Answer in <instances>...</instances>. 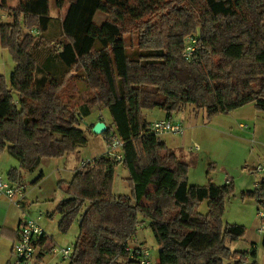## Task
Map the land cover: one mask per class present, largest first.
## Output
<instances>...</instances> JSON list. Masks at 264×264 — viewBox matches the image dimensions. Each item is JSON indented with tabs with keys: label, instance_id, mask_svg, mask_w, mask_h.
Segmentation results:
<instances>
[{
	"label": "trees",
	"instance_id": "trees-1",
	"mask_svg": "<svg viewBox=\"0 0 264 264\" xmlns=\"http://www.w3.org/2000/svg\"><path fill=\"white\" fill-rule=\"evenodd\" d=\"M66 1L60 18L50 14L49 0H18L14 7L0 0V14L10 17L0 22V43L15 63L9 82L0 75V155L6 151L19 164L9 179L17 181L20 170H37L42 159L85 146L88 138L79 126L91 131L93 124L83 118L105 108L123 158L103 154L84 163L69 182H58L65 193L55 208L60 228L78 220L73 262L139 264L125 247L140 217L150 221L158 245L152 264L255 259L254 247L228 244L245 231L223 222L231 182L189 184L188 162L150 131L143 111L159 108L170 115L192 105L211 118L253 103L264 112V0ZM64 2L55 5L61 9ZM97 12L106 14L100 25L94 22ZM130 29L139 36L132 52L124 42ZM189 36L196 38L190 60L184 57ZM80 71L94 93L82 112L61 97L67 75ZM46 93L52 96L35 116ZM119 162L128 171L129 194L113 191ZM42 177L39 172L34 182ZM246 195L256 200L264 220V176ZM202 201L208 203L206 214L196 210Z\"/></svg>",
	"mask_w": 264,
	"mask_h": 264
},
{
	"label": "rangeland",
	"instance_id": "rangeland-1",
	"mask_svg": "<svg viewBox=\"0 0 264 264\" xmlns=\"http://www.w3.org/2000/svg\"><path fill=\"white\" fill-rule=\"evenodd\" d=\"M18 0H10L16 3ZM50 14L63 18L69 4L65 0L61 9L55 5V0H49ZM6 13V12H5ZM7 14V13H6ZM106 19V14L97 12L94 22L100 25ZM57 29V27H55ZM138 34L130 29L124 35L125 47L128 52L135 51L138 45ZM186 40V39H185ZM55 47L59 48L58 45ZM56 49V48H55ZM41 57L38 62L40 63ZM15 66L11 53L2 48L0 43V75L9 82L10 74ZM83 72L70 73L66 77L65 90L61 93L64 101L79 109L94 93L83 78ZM148 118L161 119L164 113L159 108H153L144 112ZM106 114V115H105ZM184 128L183 135L161 134L158 137L165 142L176 156L182 157L188 162L187 180L189 184L206 185L209 180L215 184L231 182L233 192L225 199L223 222L226 224H239L245 229L241 239L228 242L232 249L249 250L254 247L255 259L248 257L244 264H264V246L262 245L263 233L261 228L264 220L259 215L258 205L254 198L246 195L255 188V183L264 176V112L255 110L253 103L235 109L226 114H217L207 118L203 110L188 105L182 112L174 113ZM108 110L97 107L91 110L83 120L94 124L97 121H106L111 126ZM175 121V120H174ZM242 124V126H240ZM84 129L88 138L87 144L78 152L70 153L56 158H45L37 171H43L44 177L40 183L33 184L32 175L27 172L21 176L22 185L28 192L24 208L18 207L6 196L0 195V220L5 221L11 228L21 217H37L45 231L46 253L43 264H70L62 260L60 256L51 253L53 247H73L78 235V220L74 219L67 229L60 228L61 215L55 211L58 202L65 193L58 187V182L67 183L73 176L75 166H80L81 161H86L96 155H102L107 150L106 134H94L85 125L79 126ZM112 127V126H111ZM198 146V148H195ZM104 151V152H103ZM12 161L17 164L15 158L6 151L0 155V179L8 182V172H4V166ZM18 165V164H17ZM262 167V171H258ZM18 168V167H17ZM128 172L122 165L115 169L113 189L115 192L129 194L130 187L123 178ZM199 213L206 214L208 211L207 201H202L196 209ZM6 216V217H4ZM137 226L134 238L128 241V245L147 247L150 257L155 263L158 255V245L149 226L150 221L142 217ZM1 230V229H0ZM13 239L0 233V264H18L13 254L11 245ZM31 264V263H30ZM33 264V263H32Z\"/></svg>",
	"mask_w": 264,
	"mask_h": 264
},
{
	"label": "built area",
	"instance_id": "built-area-1",
	"mask_svg": "<svg viewBox=\"0 0 264 264\" xmlns=\"http://www.w3.org/2000/svg\"><path fill=\"white\" fill-rule=\"evenodd\" d=\"M195 42L196 38L193 36H189L186 39V49L184 52V57L186 59L190 60L192 58ZM149 129L157 136L161 134H184V128L181 123L169 118L154 120L150 123ZM106 136L107 150L104 154L110 159L121 160L123 158L121 152L122 142L109 127L107 128ZM195 148H198V146H195ZM258 169L260 170L259 167ZM24 193V185L0 179V195L6 196L19 207L22 205ZM261 213L262 217L263 212ZM39 219V216H27L25 219L21 220L17 226V236L12 245V252L16 256L18 264H43L37 261V255L41 250L40 241L45 235V231L39 223ZM261 231L264 232V225ZM125 249L128 251L131 258L138 259L139 264L153 263L147 247L142 245L131 247L127 244ZM73 251L74 247L70 246L53 247L51 249V253L55 256H60L62 260H66L70 264H78L72 260Z\"/></svg>",
	"mask_w": 264,
	"mask_h": 264
},
{
	"label": "crops",
	"instance_id": "crops-1",
	"mask_svg": "<svg viewBox=\"0 0 264 264\" xmlns=\"http://www.w3.org/2000/svg\"><path fill=\"white\" fill-rule=\"evenodd\" d=\"M7 3H8V6L9 7H14L15 5H16V3H10V0H7ZM66 11H67V9H66ZM65 16V15H64ZM10 20V17L9 16H7V14L5 13V12H2L1 14H0V22H2V21H9ZM51 96H52V93H46V94H44L43 96H42V98H41V100L39 101V103H38V105H37V107H36V110H35V116H40V114L42 113V111H43V109H44V107H45V105L47 104V102H48V100L51 98ZM254 106V105H253ZM161 110V109H160ZM256 110V109H255ZM146 110H144L143 111V116H144V118L149 122V123H151V122H153L154 120H158L157 118H153V119H151V118H148V117H146V114L144 113ZM163 111V110H162ZM163 113H164V117L163 118H161V119H164V118H169V119H172V120H175V121H178V120H176V119H179L174 113L173 114H170V115H167L164 111H163ZM106 115V114H105ZM109 119V118H108ZM110 120V122H111V119H109ZM105 122V124L106 125H108V122H106V121H104ZM240 126H242V124H240ZM93 133V132H92ZM165 143V142H164ZM166 145V144H165ZM167 146V145H166ZM84 147V146H83ZM83 147H80V148H78L77 149V151L76 152H74V153H78ZM168 147V146H167ZM170 148V147H169ZM172 149V148H171ZM104 152V151H103ZM103 155V154H102ZM99 156H101L100 154L99 155H96V156H94V157H92V158H90V159H88V160H86V161H81V163H80V166H78V167H76L75 166V169H74V171H73V175L79 170V169H81V167L83 166V164L84 163H86V162H92L94 159H96V158H98ZM44 159H42L41 160V162L43 161ZM17 161V160H16ZM17 164H18V161H17ZM17 164H15V163H13L12 161H9L8 159H7V162H6V164H5V166H4V172L6 173V171H9L11 168H17L18 166H19V164L17 165ZM41 164V163H40ZM118 165H122L121 164V162H119L117 165H116V167L118 166ZM39 167H40V165H39ZM39 167H38V169H39ZM116 167H115V169H116ZM260 168V170H258V171H262V167H259ZM19 169V168H18ZM37 169V170H38ZM37 170H35V171H33V172H30V173H28V174H30V175H32V173H34V172H36ZM126 170V169H125ZM39 172H42L43 173V171L40 169L39 171H37L36 173H37V175H38V173ZM126 172H128L127 170H126ZM27 172L26 171H24V170H20V177H19V181H17V182H14V183H19V184H22V179H21V176H24L25 174H26ZM37 175L36 176H34V178H33V184H36V183H40L41 182V180L43 179V177H44V174H43V177L40 179V180H38V181H36V182H34L35 181V179H36V177H37ZM73 177V176H72ZM123 178L126 180L127 178H128V173L125 175V176H123ZM72 179V178H71ZM70 180H68L67 182H69ZM127 182V181H126ZM226 183H228V181H226ZM257 184V181H256V183H255V185ZM24 185V184H23ZM127 185H128V183H127ZM24 187H25V185H24ZM26 189V188H25ZM113 191H114V189H113ZM115 192V191H114ZM27 194H28V192L27 191H25V193H24V197H23V199H22V205L20 206V208H24V206L27 204L26 202H25V199H26V197L25 196H27ZM128 194V193H127ZM65 196V195H64ZM64 196H63V198H64ZM19 207V206H18ZM261 212H259V215H260V217H261ZM4 217H6V216H4ZM39 217H40V215H39ZM21 220H23L21 217L18 219V221H17V223L14 225V227L13 228H11L10 226H7V224H5V221H2V220H0V233L1 234H3V235H5V237H8V238H11V239H13V241H12V245H13V243H14V241H15V239H16V236H17V226H18V224L20 223V221ZM40 220V219H39ZM261 233H263V231H261ZM43 239H44V242H43V244H45V242H46V235H44V237H43ZM12 245H11V249H12ZM45 253H46V250L44 249L43 250V248L41 247V250H40V252L38 253V255L37 256H39V255H41V254H43L42 255V258H41V260H39V258L37 257V261L38 262H43V259H44V257H45Z\"/></svg>",
	"mask_w": 264,
	"mask_h": 264
},
{
	"label": "water",
	"instance_id": "water-1",
	"mask_svg": "<svg viewBox=\"0 0 264 264\" xmlns=\"http://www.w3.org/2000/svg\"><path fill=\"white\" fill-rule=\"evenodd\" d=\"M107 125L105 124L104 121H97L93 124L92 128H91V131L94 133V134H103L107 131Z\"/></svg>",
	"mask_w": 264,
	"mask_h": 264
}]
</instances>
